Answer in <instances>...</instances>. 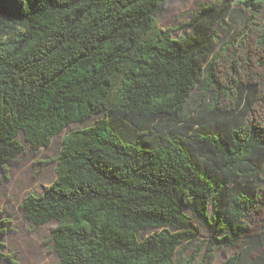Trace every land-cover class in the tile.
<instances>
[{
    "label": "trees",
    "instance_id": "obj_1",
    "mask_svg": "<svg viewBox=\"0 0 264 264\" xmlns=\"http://www.w3.org/2000/svg\"><path fill=\"white\" fill-rule=\"evenodd\" d=\"M171 1L0 0L3 178L27 152L20 135L38 152L104 114L64 136L41 162L56 163L55 181L20 204L31 232L56 222L42 245L59 264H194L204 249L200 264L225 249L235 252L221 264H242L249 247L264 254V0L239 5L220 47L234 0L160 27ZM180 30L192 32L174 37ZM12 223L0 219V234ZM1 248L0 260L19 264Z\"/></svg>",
    "mask_w": 264,
    "mask_h": 264
},
{
    "label": "rangeland",
    "instance_id": "obj_2",
    "mask_svg": "<svg viewBox=\"0 0 264 264\" xmlns=\"http://www.w3.org/2000/svg\"><path fill=\"white\" fill-rule=\"evenodd\" d=\"M213 0H172L165 11L156 16L158 24L163 28H176L182 24L188 22L192 16V13L197 11L202 4H208ZM245 0H234L231 15L229 17V25L220 34L218 39L219 47L222 43L229 41L233 32L238 27L240 20L239 5H242ZM192 31L180 30L173 33L174 37L186 35ZM203 86L200 85L194 90L192 99L186 109L189 112L195 103L198 102L203 94ZM206 103H210L207 97ZM104 114H98L84 122L73 124L64 130L61 134L57 135L51 146L48 148H41L38 152H34L29 144L25 142L23 135L19 136V140L24 144L26 148V154H22L18 157V162L9 163V179L3 178V172L0 170V210L4 209V214L0 216V219L10 218L13 223L8 224L7 227H12L15 232H11L7 235L0 234V243L5 244L6 248H1L6 253L15 252L16 261L19 264H59V257L55 252L49 253L48 249L42 245V241L47 238L51 230L56 226V222L52 221L38 230L31 232L29 230V224L25 222L20 204L23 199L30 193H40L56 179L55 166L56 163L50 162L49 164H43L41 162L50 161L58 156L62 140L66 134L71 131L88 128L95 124L98 119H101ZM260 186L264 188V183ZM158 230L151 229L139 234V239L143 240L150 234ZM202 238H208V232L205 227L202 228ZM53 243L49 244L51 249ZM192 246L184 253V260H187L193 252ZM182 250L179 248L178 253ZM205 250V249H204ZM202 251L196 258L194 264H200L205 251ZM247 255L242 259V264H264V254L257 252V248L254 246L246 249ZM233 249L216 250L213 253L215 258L212 264H221L234 254ZM252 253L257 255L256 258H252ZM259 255V256H258ZM260 257V258H258ZM255 259V260H253ZM176 263L179 261L178 255L175 257ZM0 264H8V262L0 260Z\"/></svg>",
    "mask_w": 264,
    "mask_h": 264
}]
</instances>
